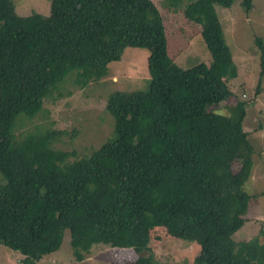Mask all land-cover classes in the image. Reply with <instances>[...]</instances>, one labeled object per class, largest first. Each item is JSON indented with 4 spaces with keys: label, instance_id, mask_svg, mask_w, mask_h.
Segmentation results:
<instances>
[{
    "label": "trees",
    "instance_id": "1",
    "mask_svg": "<svg viewBox=\"0 0 264 264\" xmlns=\"http://www.w3.org/2000/svg\"><path fill=\"white\" fill-rule=\"evenodd\" d=\"M167 1L186 2L184 17L199 25L208 63L184 69L172 60L152 0H51L49 15H19L13 0H0V244L20 252L22 264L57 251L66 230L77 261L103 243L132 248V264H158L148 248L155 227L196 243L200 264H264L262 228L233 238L251 198L244 189L253 163L242 126L247 102L233 103L229 115L210 109L233 94L221 78L232 54L215 6L234 0ZM241 4L251 9V0ZM254 43L258 94L264 45L260 36ZM126 47L148 51L149 88L108 94L111 140L78 155L53 147L64 129L17 137L19 114L34 118L70 76L78 87L105 78ZM236 139L246 154L233 163Z\"/></svg>",
    "mask_w": 264,
    "mask_h": 264
},
{
    "label": "rangeland",
    "instance_id": "2",
    "mask_svg": "<svg viewBox=\"0 0 264 264\" xmlns=\"http://www.w3.org/2000/svg\"><path fill=\"white\" fill-rule=\"evenodd\" d=\"M51 0H13L19 15L37 12L49 15ZM162 12L167 36V51L181 68L197 63H208L210 54L201 37L199 25L184 17L185 1L171 6L167 0H152ZM242 0H234L230 7L215 6L232 60L222 71L221 78L232 91L226 101L210 109L219 114L234 112L233 103L246 101L242 126L248 132L252 146V169L244 189L251 196L243 225L235 231V240L250 239L262 228L264 231V73L260 92L255 94L259 79L260 60L254 38L260 36L264 45V0H251L246 12ZM148 51L144 48L126 47L120 60L107 64V76L97 82L78 87L73 76L66 80L44 100L43 109L31 120L25 115L17 117V137L27 129L49 127L66 130L53 141V147L75 150L78 155L89 154L113 137V118L105 109L106 99L113 91H146L149 88L147 69ZM54 121L53 125L50 122ZM76 132V134L74 133ZM70 133L73 138H70ZM234 163L245 156L244 145L235 140L228 152ZM3 177L0 174V180ZM262 240V237L260 238ZM199 246L170 236L162 227L150 230L148 248L158 264H200L197 261ZM23 255L0 244V264H22ZM137 258L132 248L109 244L91 245L84 259L77 261L72 255L69 232L66 230L60 248L44 256L35 264H132Z\"/></svg>",
    "mask_w": 264,
    "mask_h": 264
}]
</instances>
